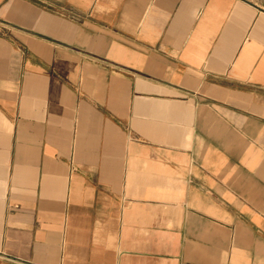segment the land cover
Masks as SVG:
<instances>
[{"label": "crops", "instance_id": "1", "mask_svg": "<svg viewBox=\"0 0 264 264\" xmlns=\"http://www.w3.org/2000/svg\"><path fill=\"white\" fill-rule=\"evenodd\" d=\"M0 264H264V0H0Z\"/></svg>", "mask_w": 264, "mask_h": 264}]
</instances>
